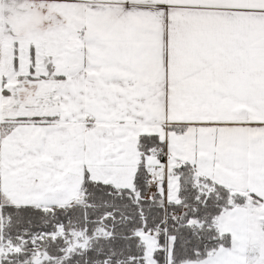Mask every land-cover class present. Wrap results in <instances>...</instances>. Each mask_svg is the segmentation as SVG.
<instances>
[{
	"label": "snow or ice",
	"instance_id": "snow-or-ice-1",
	"mask_svg": "<svg viewBox=\"0 0 264 264\" xmlns=\"http://www.w3.org/2000/svg\"><path fill=\"white\" fill-rule=\"evenodd\" d=\"M0 264H264V0H0Z\"/></svg>",
	"mask_w": 264,
	"mask_h": 264
}]
</instances>
